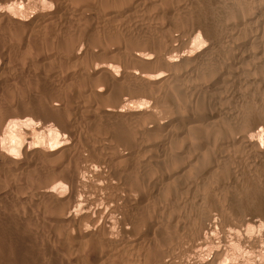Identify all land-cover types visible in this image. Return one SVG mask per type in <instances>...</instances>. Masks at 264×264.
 <instances>
[{"label": "bare ground", "instance_id": "obj_1", "mask_svg": "<svg viewBox=\"0 0 264 264\" xmlns=\"http://www.w3.org/2000/svg\"><path fill=\"white\" fill-rule=\"evenodd\" d=\"M167 1L168 0H74L75 3H73V2H71V0H0V33H4V38L0 39V42H3V44H0V45L1 46L3 45L2 50L5 49V51L6 50L9 51V50H11V48L13 50L18 49L17 53H19L18 51L20 49H23V48L25 49L24 52H23V50H21L20 53H22V52L25 53L26 50L31 49L30 52L32 51L34 53V55L26 54L27 53L26 52L25 54L27 56L26 57L24 56L26 59L24 57H22L20 59H25V60L28 59L29 61H30V59H32L30 64H33V65H34V63L36 64L39 61H42L41 63H45V65L51 64V66H52V62L57 61V60H62V59H65V60L66 59H68V60L77 59L78 60V59H81L83 57V55L86 54L87 50L90 48V45L92 42L91 40H92L93 36H97V37L99 36V35H94V34L101 31V30L107 29L109 26L113 25L116 22L115 18L118 16V13L120 10H124V13H126L125 16H126L127 22L142 23L145 20H154V22H156L155 18L157 20L161 19L162 22L159 23L158 25H155L156 29L158 31H160L161 33H164V34L167 33L166 35L168 36V34H169V36H170V32H166L169 30V26H168V24H166V22L169 19H171L173 16H175V17L180 16L182 11H184L186 9L187 5L186 4H181L180 6L178 5L179 7L175 9L174 13L163 12L160 16H159V14H155V16L150 15V13H149V7L150 6H152L154 3H158V5L155 7L157 9L159 7L160 3L164 4ZM178 1H182V0H178ZM242 1L246 2V6L248 5L251 7V9H252L251 13L240 15L235 10L236 6L241 5ZM185 2H188V0H186ZM208 2L209 3H207L206 5L209 7H213L214 5H216L217 7L221 8V9L226 8L225 10H223L224 14H222V13L220 14L223 17H218V19L216 20L215 18L212 19L209 17L195 16V18L193 20H191V22H189L187 17L180 16L179 18H181V19L177 22V25H181V24L185 23L186 21H187L186 22L187 25L189 23L192 24V26L189 28L188 32H187V30L186 31H180L178 33H175V36H172L173 38H171V37L170 38H164L163 41L161 40L160 42H157L155 44L154 48L158 49L159 51L157 50V52H159V53L156 54L157 52H154L155 53V55L153 53L154 56L149 54L151 51L149 53L147 52L148 49H150L148 46H147L148 48L147 47L138 48V46H137L138 49H136L133 52V57L135 58L133 60L137 59L139 61L147 63V62H151V61L155 60L154 59L155 57H159L161 64L163 66H165V68H168V70L169 69L174 70L178 66H181L182 64H188V66L184 70L182 69L179 71L176 69L172 72L169 71V72H171V73H169V75L164 74L165 78H164L163 83H166V85L170 84L169 86L174 87L176 84L171 85V83L176 82L177 84H179L178 86H180V88H181L182 87V82H181L182 80L179 82L178 80H180V79H178V77L185 76L186 79L188 78L187 79L188 81H190L189 79H192V78L197 79L199 77L200 80H199L198 88L200 91L203 92V95H202L203 100H200L201 98L199 99V97L197 96L195 98L193 97L194 99L192 101H193V103H195V105H194L195 107H197L196 103H199V101L203 102L205 106L206 105L209 106V108H210L209 112H208V110L207 111L205 110V112H206L205 113V112H203V109H202V111L200 109L199 113L197 112L198 109L196 112L194 111V113L190 112L187 114V112H186L187 115H185V114L183 115L184 112L182 114H181V112H176L173 115H170V117H168L167 121H164V122H159V121L157 122L156 121V123L154 125H152V127L151 126L150 127L141 126L142 128L135 129L136 132H139L142 135L141 138L139 140H136L135 142H132L133 140H135L131 136V135H133V133L130 132L131 133V135H130L129 133H127L128 131L126 132L127 128H129V127L131 128L134 126V123H132V120L130 121V119L132 117L129 119L128 118H120V117L116 118L114 120H112V119L107 120L106 119L107 121H104V123L106 122V127H104V128H106V129H107V127L110 129L112 128L114 130V132H115V130L117 131L116 132L117 134H118V132H120L122 130L121 128L127 127L126 129H124L125 130L124 133L125 134L127 133L131 136L130 140L127 142L129 144L134 143L135 147H136V145H138V147H136L135 149L139 148L141 151H142L143 147L145 148L146 143H147V140L144 139V136H145L144 132H147V130H152L153 131L152 133H154L152 135L153 136L155 135L154 136L155 138L157 136V138L159 140L158 142L154 141V143H157L158 146L157 145L156 146L159 147V149L157 148L156 149L157 151L155 150L153 153L150 152V154H148V153L141 154L140 150H138L137 154H135L134 157L132 155L133 161L129 162V163L127 162L124 164H123V162L119 163L118 161H115L116 156H114L112 154L113 152L111 154L106 153L104 155V157H102L103 159L101 160L100 159L101 157H100L99 158L100 160H98V161L92 160L91 159L92 157H89L90 155H88L89 159H91V160H89L88 158H85L87 160L86 164H82V161L79 162V160L83 159V161H85L84 160L85 155L83 156V154H82L83 152H80L79 150L77 151L76 149H74L73 145L76 143H74L73 145L64 143V145H62V146L64 147V150H65V155H64L65 157L63 159H61V161L59 160L60 162H58V163L55 162V164L54 163L52 164L49 162L50 164L53 165V166L52 165L51 166H52V171H54V173L51 177L47 176L48 178H51V179H49L50 181L46 180V183H45V181H43L44 184L38 183V182H42L41 180L37 181V183L40 184L38 186V187H40V194L51 197L54 200V203L55 202L57 203V204L55 203L56 206L59 205V207H58L59 209L56 210V211H58V213L52 214V212L50 211V213H51L50 217L53 218L54 220H57L58 222L70 221L69 224L70 225L72 224L71 228L73 230H72V232H70L71 231L70 228H69L70 231L68 229L67 230L73 236L72 237L73 241L71 243L73 245L79 246V248H80V245L82 246L84 243H86L88 241L91 242L88 236H90V238H92L91 236L95 237V232H96L95 229L96 228L94 229L92 227L94 225H97V223L99 221L98 219L104 217L103 215H105V211H106V210L104 211L102 208L96 206V207H98V210L96 209L95 212H92L91 211L92 204H94V203H95V205L99 204V202H98L99 199L97 200V197L99 195L98 196L96 195L97 196L96 198L94 197L96 199V202H98V203L93 202V200L90 199V195L88 194L87 191L86 192H87V195H89V197L88 198L84 197L85 196L84 191H81L82 188L83 187L87 188V186L92 187V185L95 187L99 186V185H97L98 181L96 182V178L97 177L101 178L106 173V169L104 170V165H105V167H107V172L110 173V177L111 178L113 177V181H115V180L118 181L117 183L114 182L115 184L111 182V184L112 185L114 184V186H113L114 189H116L118 192L121 190V192L118 193L115 191V193H118V194L115 195L113 193L114 195H109L108 198H106V196H105V200L101 199L102 200L101 203H104V205L106 206L105 208H107L108 205H110L109 208H111V206H112V210L109 208L108 209L110 210V215L112 214L111 216L113 218H111V219L109 218L110 220H105L106 221L105 224L102 223L104 225L103 226L104 228L100 227L101 224L98 223V226L100 224V226H99L100 229L103 228V230H101L103 232L101 233L100 230L97 231V232L100 231V233L97 234L98 239H95L97 242L96 241L93 243L91 242L92 245L90 244V246L92 248L88 249L87 244L89 246V243H86V245H83L85 251L88 249L90 252V254H88V252H85V254L86 253L88 254L86 257H87V261L90 262V264H175V260L177 259V258H175V255L177 252H180L178 250L183 248V246H185V244L186 245L189 244L188 249H187L188 251H190V252L192 251L194 254L197 253V255H198V252L201 253L202 250H204V248H206V249L209 248L206 251H208V253H209V250H210V254H209L210 256L207 258H204V259L200 258L199 259L200 263H198V264H230L231 263L230 261H233V259H235V260L237 259L236 260L238 262L237 264H243V263H245V264L250 263L251 264V263L255 262V260H253V259L258 254L255 252V251H258V250H256L257 248H259V251H258L259 256H260V253H261V257L264 254V247H263V244H264V219H260V220L258 219L256 221L254 220L253 223H248V224L245 223L246 225L240 226V227L234 226L233 224H231V226H228V225H224V223L223 224L219 223L220 221L219 222L216 221V219H218V218L215 219V216H214V214L211 213V211L207 212L209 209L204 211V212H200L199 214L197 212V215L194 216V219H192V218L190 219L189 217L186 218L187 217L186 216L185 217L186 219H184V220H182L184 218L183 217L182 219L181 218L179 220L177 219V221L176 220H170L169 221L170 217H169V219L166 218V214L170 210L168 208L169 205L176 204V202L178 204V201H179L178 199H180L179 193H178V196L176 195L177 190H179L180 188L184 189V187H186L188 192L197 191L199 186L206 185V183H207L206 178H204L205 174L208 175L207 173L213 172L214 175L213 176L211 175V176L215 177L216 175H218V178H219L218 182L220 183V185L226 186V184L229 183L228 181L232 180V182H234L233 180L238 175L239 176H241V174L243 175V173L245 172V171H243L245 169L243 167H247L248 170L250 171V169H256L259 165L261 167L264 166V164L261 165V163H264V129H262L263 126L261 127L260 125H258V126H260L261 130H260V128H259V131H256V129H255L259 120L257 121V123L255 122L256 124H254V122L251 123L249 121L250 124H252V125H250V128L253 125L255 126V128L252 127L251 130H249L250 129L249 124L246 125V127L248 126V128H249L248 130L246 129V131L244 130V128H246V127L242 128V129L236 127V129L233 130L232 126L227 125V123H225V121H226V118L228 116H230V117L233 116V114H235V110H237V109H235L234 106L233 107L231 106L232 108L230 107V108L224 109L226 102L229 103V101H228V94L229 93L231 95V97L229 96L231 100L230 99L229 100H230L231 105H233L235 103L234 98L238 100V98H236V96H237L236 94L238 93L239 89L243 85H248L250 83L253 84L254 79H256V78L258 79V77L256 75V71L257 70H264V0H209ZM204 3L205 2H203L202 4H204ZM100 4H102V6H104V8H101ZM7 5H8V7H7ZM204 8L206 11L207 7H204ZM113 9H117V10H113ZM150 12H151V10H150ZM169 14H172V17H169L168 16ZM165 20H167V21H165ZM155 24H157V23H155ZM184 26L187 27L186 24ZM184 26H183V28H184ZM188 26H190V25H188ZM171 29H173V28H171ZM62 32H65V33L62 34ZM7 33L9 35L5 37V35ZM10 34H12L13 36ZM137 36H139V35H137ZM203 39L207 43L206 46L204 47V49H202V51H200L198 49V51L196 53L197 55H195V56H193V52H191V51H190L191 53L189 54L188 50L191 49L192 44H194L197 40H203ZM41 40H43L45 42V44L49 45L50 47L49 48H42L41 46H39L40 45L39 43L43 42ZM47 45H44V46H47ZM1 46H0V48H1ZM151 47H152V45H151ZM192 48H193V46H192ZM90 50H91V48H90ZM0 52H2V51H0ZM152 52H153V50H152ZM11 53H10V55L9 54L8 55L12 57L13 55H11ZM14 53L16 54V52H14ZM91 53H92V50H91ZM4 54H5V56H7L5 52H4ZM0 56H2V55H0ZM177 57H179V58H177ZM14 58H15V56H14ZM7 59H9V58H7ZM179 59H180V61H181V59L183 61L180 62ZM65 60H64V62H65ZM100 60H102V59H100ZM18 61H20V60H18ZM160 61H159V63H160ZM11 62L16 63L17 60H16V62H14V60L10 61V65L11 64L13 65V63H11ZM81 62H82V60H81ZM84 62H86V61H84ZM90 62H92V61H90ZM6 63H8V61L6 62V59H5V63L3 64V66H6L5 65ZM57 63H59V62L57 61ZM102 63H103V61L101 62V64ZM95 64H96V62H95ZM61 65H62V63H61ZM152 65H153V63H152ZM36 66L37 65H34L32 68L35 69ZM67 66H69V65H67ZM90 66L92 67V65H90ZM117 66L118 65H115L112 62V63H108V64H103L102 66H97V65L93 66L92 69L90 67V70L93 73H95L102 68L105 69L108 73L106 75H109L108 83H107L108 85L107 84L106 85L108 87H111V89H112V87L114 88L115 86L122 85V82H123V81L120 82L119 75L116 74L114 71V68ZM8 67H10V66H8ZM53 67H55V66H53ZM53 67H51V69H53ZM137 67H140V66H137ZM132 68H134V67H132ZM140 68H143V67H140ZM3 69H1V70H3ZM55 69H56V67H55ZM55 69L53 70L54 75L55 76L60 75L63 78V80L66 81V83L69 82V80H71V79L74 80V79L80 78L82 76L83 71H85V70L88 71L87 68L84 70H74L73 71V69H71V67H70V69H71L70 71L68 68L67 69L68 71L65 70L64 71L65 73H63L64 69L62 70V68H60L61 71L60 70L58 71L57 70L58 68L56 70ZM143 69H145V68H143ZM38 70H36V71H38ZM90 70L88 72H90ZM43 72H44V70H43ZM53 72H52V74H53ZM104 73H106V72H104ZM128 73L132 76H139L140 78L141 77L147 78L148 80L153 81V82L158 81L161 78H163V75H161V74L148 75V76L147 75H141L140 76V75H138V71H136L134 69L131 71H128ZM7 74H6V76H7ZM83 74H85V73H83ZM0 75H3V74H0ZM98 76H100V74ZM42 78L44 79L45 77H42ZM57 78H59V76ZM202 78H203V80H201ZM204 79H208V80L204 81ZM89 80H90V78H89ZM91 80H92V78H91ZM5 81H6V79L4 80V83H5ZM48 81H51V80H48ZM258 81H264V76H262L261 79H258L257 82ZM96 82H97V80H96ZM1 83H2V87H3L4 84L0 79V85H1ZM44 83H45V81H44ZM83 83H84V80H83ZM85 83H86V81H85ZM95 83L93 85H95ZM100 83H98V85ZM193 83L195 84L197 82H193ZM64 84H65V82H64ZM254 84H258V83H254ZM73 85H75V84L73 83ZM73 85L71 84V86H73ZM102 85H100V87L95 86L96 91L98 93H100V95L104 92V87ZM106 85H104V86L106 87ZM135 85H136V83H135ZM69 86H66V87H69ZM125 86L127 87V85H125ZM142 86H144V85H142ZM183 87H185V86H183ZM189 87H191V86H189ZM160 88H161V86H160ZM176 88H177V86H176ZM129 89H130V87H129ZM0 90H2V89L0 88ZM117 90L118 89H116V92H117ZM177 90H178V88H177ZM191 90H193V89H191ZM195 90L196 89H194V91ZM154 91L152 90L151 92L153 93ZM121 92H123V91H121ZM157 92L158 91H156L154 93H157ZM161 92H158V93H161ZM168 92L170 93V90ZM48 93H50V92H48ZM64 93H66V92H64ZM173 93H175V92H173ZM191 93H192V91H191ZM195 94H194V96H196ZM122 95L123 94H121V96ZM154 96H156V94ZM166 96H168V94H166ZM202 96H200V97H202ZM65 97H67V96H65ZM164 97H165V95H164ZM238 97H240V95H238ZM87 99H89V98H87ZM59 100H61V99L59 98ZM225 100H227V101L224 103ZM69 101L70 100L68 98L67 102L69 103ZM83 101L81 99V102L78 101L79 102L78 104H80L82 106V104H85V102H86V101L85 102H83ZM55 102L52 103V104H55V107L52 109H56L58 107L56 105V104H58V102H56V103ZM189 103H191V102H189ZM87 104H89V102ZM221 104H224V105L221 106ZM198 105H200V104H198ZM75 106H76V104H75ZM81 106H79V107H81ZM200 106L202 108L203 105H200ZM117 107H118V105H117ZM175 107L177 109V106H175ZM189 109H187V110H189ZM116 111H118L120 113L125 112L121 108H117ZM59 112H60V110H59ZM78 112H80V111H78ZM83 113H82V115H83ZM85 113H84V115H85ZM115 113H117V112H115ZM26 114L25 113L22 114L23 119H21L19 121H16L17 118L14 121L13 120L6 121L3 118H1L3 120H0V177H3L4 180H6L8 177H11V178H8L7 180L12 179L13 183H15L14 180H17V179L20 180V182H23V178H21V177L24 174L32 173L31 168H33V165H34V160L32 159L33 156L38 154V156H36V158L40 157L39 153H41V155L43 153L46 156L47 155L50 156L53 154V150H55L53 148L46 147L47 144H46V146H41V145L36 144V143L42 144L41 141L44 140L43 138H45V137H43L41 139V141H39L40 139L38 141H35L36 136H32V137H35L34 139H32V137H31V135L35 131L37 132L38 129L42 128L39 126L41 123L38 124V121H37V123H35V121L33 120L34 118L32 119V117H27L29 115L26 116ZM241 114H242V112H241ZM78 115H79V113H78ZM10 116H13V115H11V113H10ZM52 117H54V116H52ZM58 117L59 116H57L56 118H58ZM56 118H54V119H56ZM111 118H113V117H111ZM223 118H224V120H223ZM97 119L99 120V117L96 118V121H97ZM58 122H61V121L58 120ZM143 124L144 123H142L141 125H143ZM144 125L146 126L147 124H144ZM50 126L51 125H49V127ZM139 126H137V127H139ZM45 127L46 126H44V128ZM49 127H47V130ZM94 128H96V127H94ZM49 129H50L49 133H52L51 136L49 135L50 141L58 140L59 136L61 135L58 128H56V127L53 128V126H52ZM110 129H108V130H110ZM113 130H111L112 134L115 135L116 133H114ZM131 130H133V128L130 129L129 131H131ZM236 130H239V131L236 133H233V131H236ZM254 130L256 131V133ZM123 131H121V132H123ZM112 134H111V137H112ZM71 135H74V134H71ZM118 135L123 136V135H121V133ZM137 135H139V134H137ZM49 136H48V139L46 138L47 140H49ZM65 138H63V139L65 140ZM135 138H137V137H135ZM123 139H124V137H123ZM145 140H146V142H145ZM58 141L60 142V139ZM119 141L121 143L123 142L120 139H119ZM119 141H117V142L120 143ZM124 141L126 142L125 139H124ZM112 142H114V141H112ZM127 142H126V144H127ZM123 144H124V142H123ZM123 144H122V146H123ZM125 146H124V148H125ZM126 147L128 149V147H131V145L126 146ZM106 148H108V147L106 146ZM131 148H133V146ZM105 151L108 152V149H106ZM91 155H92V153H91ZM115 155H116V153H115ZM60 156H62V155H60ZM183 157L185 158L184 163L179 165V166H176L181 162L180 160ZM42 158H44V157H42ZM37 159H39V161H42V160H40V158H37ZM53 159H55V157ZM46 160H47V158H46ZM48 161H52V160L48 159ZM79 163H81L82 165H80ZM37 164H39V163H36V165ZM34 168H36V167L34 166ZM195 169H199V170H195ZM193 170L196 171V173H197V174L194 173V174H196L194 182L192 180L191 181L189 180L190 182L185 181V183L183 184L179 181V185L177 184L178 183L177 179H178V177L180 178V176H178L179 173H182L181 175L183 176L187 172H190ZM255 171H257V170H254L253 173ZM240 172H242V173L239 174ZM260 172H262V171H260ZM211 173H209V174H211ZM39 174H37V175L40 176ZM32 175H34V174H31L30 176L32 177ZM34 177H36V176L34 175ZM249 177H251V176H249ZM34 179H36V178H34ZM18 180L16 182H18ZM97 180H98V178H97ZM108 180H110V179H108ZM110 181H112V179ZM263 181H264V179H263ZM208 182L210 184L211 181L208 179ZM3 183H4V181H3ZM23 186H26V185H23ZM33 186H35V185H33ZM66 187L68 189H70L69 192L66 191L67 193H65V191H61L62 189H66ZM80 187H82V188H80ZM100 187H103V186H101V184H100ZM113 187H111V188H113ZM208 187L210 188V185ZM34 188L29 187V189H33V191L36 190ZM85 188H83V190ZM209 188H207V189H209ZM101 189L102 188L97 189V190L99 191ZM103 189H106V188H103ZM216 189L217 188L215 185L214 190H216ZM16 190H18V188ZM87 190H90V189H87ZM107 190H109V189L107 188L106 191ZM23 191H25V190H23ZM26 191H27V189H26ZM101 191H99L98 193L104 192V190L102 192ZM19 193H20V191H19ZM30 193H27V194H30ZM210 193L213 194L211 191H210ZM93 194L95 196V193H93ZM23 195H24V193H23ZM82 195H84V196H82ZM80 196H82V198H80ZM236 196H237V194H236ZM177 197H178V199H177ZM207 197L208 196H206V198ZM212 197L211 198L208 197V198H210V200H211ZM39 198H40V195H39ZM91 198H93V197H91ZM205 200H207V199H205ZM213 200H215V199H213ZM157 202L159 204H157ZM164 202H166L165 204H167V206H161V205H163L162 203H164ZM215 202H216L215 204H219V203H217L218 202L217 200H215ZM48 203H50V201ZM213 203H214V201H213ZM55 204H54V206H55ZM210 204H212V203L210 202ZM194 205H195V202H194ZM260 205H261V203H260ZM36 206H38V205H36ZM213 207H217V205L216 206L212 205V207H211L212 209H214L216 211L217 208H213ZM49 208H51V207H49ZM92 208H93V206H92ZM202 209H201V211H202ZM26 210H27V208H26ZM44 210H47V209L44 208ZM93 210H94V208H93ZM109 210H107V211H109ZM38 211H39V209H38ZM56 211H54V212H56ZM179 211H182V208ZM215 211L212 210L213 213H215ZM172 212H173V210H172ZM32 213L33 212H31V214ZM43 213H44V211H43ZM45 213H46V215L49 214L47 212H45ZM114 214H116V216H114ZM174 214H175V211H174L173 215ZM38 216H40V215H38ZM41 216H42V213H41ZM48 216L49 215H47L45 217H48ZM189 216L191 217L192 215L190 214ZM104 218H103V220H104ZM106 218H108V217H106ZM42 219L45 220L44 218H42ZM100 220H102V219H100ZM34 223H32V224H34ZM242 224H244V223H242ZM47 226H49V225H47ZM67 227H70V226L68 225ZM162 227H167V229H168L167 232L165 231V234L163 233L164 229ZM116 228H118V229L116 230ZM54 230L57 231L55 228H54ZM68 232L66 231V234H68ZM58 233H59V231H58ZM62 234H63V231H62L61 235L59 234V236H62ZM55 236H57V235H55ZM1 237H2V235H1ZM1 237H0V239H2ZM55 238H57V237H55ZM67 238H68V236L66 235V240H69V238L68 239ZM70 240H71V237H70ZM91 240L93 241V239H91ZM1 242L3 244V241H1ZM69 242L70 241H68V245H70ZM61 246H62V244H61ZM68 247H70V246H68ZM86 247H87V249H86ZM189 247H191V249ZM84 249L80 250V251H83V253H81V252H79V253L84 254ZM68 250H69V248H68ZM185 251H183V252H185ZM1 252H2V250H1ZM203 253H205V251H203ZM76 254H78V252ZM72 255H69V257L71 258ZM189 255H191V254H189ZM198 256H200V254ZM250 256H252V257L254 256V257L251 258ZM80 257H81V255H80ZM86 257H85V259H86ZM193 257H195V256H193ZM200 257H202V256H200ZM83 258H84V256H83ZM257 258H259V257H257ZM75 259H76V257H75ZM77 260H78V258H77ZM82 261L80 259V263ZM179 262H181V261L179 260ZM233 262H235V261H233ZM255 263L257 264V262H255ZM0 264H1V262H0ZM81 264H83V263H81Z\"/></svg>", "mask_w": 264, "mask_h": 264}, {"label": "rangeland", "instance_id": "obj_2", "mask_svg": "<svg viewBox=\"0 0 264 264\" xmlns=\"http://www.w3.org/2000/svg\"><path fill=\"white\" fill-rule=\"evenodd\" d=\"M185 1L184 0H182V1L168 0L164 4L160 3L161 6L159 5V7L157 9L155 7L158 5V3H154L152 6L149 7V13H150V15H154V16H155V14H159V16H160L163 12H172V13H174L175 9L178 8L181 4H186L187 5L186 9L184 11H182L180 16L187 17L188 21L191 22V20H193L195 18V16L209 17V18H212V19L215 18L217 20L218 17H223L220 14L221 13L224 14L223 10L226 9V8L221 9V8L217 7L216 5H214L213 7L207 6L206 4L209 3L208 2L209 0H188V2H185ZM71 2L75 3L74 0H71ZM203 2H205L204 4L206 6L204 4H202ZM7 7H8V5H7ZM100 7L104 8V6H102V4H100ZM204 7H207L206 11H205ZM113 10H117V9H113ZM150 10H151V12H150ZM235 10L240 15L241 14H249L252 11L250 6H248V5L246 6V2L245 1H242L240 6H236ZM125 15H126V13H124V10H120L119 13H118V16L115 18L116 22L113 25L109 26L107 29H104V30H101V31L95 33L94 35H99V36L98 37L97 36H93V38L91 40L92 42H91L90 48L92 50V53H91V50L89 48L87 50L86 54H84L83 57L81 59H78V60L77 59L57 60L59 63H57V61H54V62H52V66H51V64L45 65V63H41L42 61H39L40 63L39 62H37L36 64L34 63V65H37L36 68L34 69V68H32L34 65L30 64L32 59H30V61L28 59H27L28 61L25 60L26 59L25 57L27 56L26 54L34 55V53L32 51L30 52L31 49L30 50H26L25 51V53L27 52L26 54L23 53L24 50H25L24 48L20 49L18 51L19 53H17L18 49L17 50L16 49L13 50L11 48V50H9V51L6 50L5 51V49L2 50V48H3L2 46L3 45L2 46L0 45L1 46L0 51L3 52V53L0 52V55H2V56H0V74H3V75H0L1 76L0 79L3 82V84L5 85V86L3 85V87H2V83L0 85V88L2 89V90H0V100H1L0 101V108H1L0 109V120L4 119L6 121H9V120L10 121L11 120L14 121L17 118L16 121H19V120L23 119L22 114H24V113L26 114L27 113L26 116L29 115L27 117H32V119L34 118L33 120L35 121V123H37V121H38V124L41 123L39 126L42 127V128L38 129L37 132L35 131L34 133L36 135L33 133L31 135V137L32 136H36L35 141H38L39 139H40L39 141H41V139L43 137H45V138H43L44 140L41 141L42 144H40V143H36V144L41 145V146H46V144H47L46 147H50V148L55 149V150H53V154L50 155V156H48V155L46 156L43 153L41 155V153H39L40 157H37V158H40V160H42V161L45 159L43 162L39 161V159L36 158V156H38V154L33 156L32 159L34 160V165H33V168H31L32 169V171H31L32 173L24 174L21 177V178H23V182H20V180L17 179L18 182H16L17 180H14L15 183H13L12 179L7 180L8 178H11V177H8L6 180H4L3 177H0V237L2 235V237H1L2 239H0V240L3 241V244L0 241L1 242L0 243L1 244L0 245V262H1V264H75V263L76 264H81V263H83V264H88L89 263L90 264V262L87 261V257H86L88 254H90L88 249L92 248L90 246V244L92 245V243L96 241L95 239H98V235L97 234L100 233L101 230H103V228H104L103 224H105V222H106L105 220H110L111 218H113L111 216L112 214L110 215V210H109V209L112 210V206H111V208H109L110 205H108L107 208H105L106 206L104 205V203H101V202H102V200H105V196H106V198H108L109 195H114V194L116 195V194L120 193L121 190L118 192L116 189H114L113 186L118 181L117 180L113 181V177L112 178L110 177V173L107 172V167H105V165H104V170L106 169V173L104 174L105 176L103 175L101 178L97 177L98 180L96 178V182L98 181L97 185H99V186L95 187V186L92 185V187L94 189L96 188L95 189L96 191L91 186H87V188L83 187L86 190L85 189L83 190V188L80 187V188H82L81 191H84V195H85V196L84 195H82V196L88 198L89 195H90V199L93 200V202H96L95 198L99 195L97 197V200L99 199L98 200L99 204L98 205H95V203L92 204L94 210H93V208L91 206V211L95 212L96 209L98 210V207H100L104 211L106 210L105 211V215H103V216L104 217L106 216L108 218H106V217L105 218L104 217L100 218L99 217L100 219H102V220L98 219L100 221V222L98 221V223L101 224V226H100V224H99V226L103 227L101 229L98 226V223H97V225H94V226L92 225L93 227L91 226L94 229L96 228L95 229L96 232L98 230H100V231L97 232V233L95 232V237L91 236L92 238H90V236H88L92 243L89 242V241L86 242V243H89V246L87 244L88 249L86 247V249H87L86 251H85L84 246H83V245H86V243H84L82 246L80 245V248H79V246L73 245L71 243L73 241V239H72L73 236L70 233L73 230L71 228L72 224L71 225L69 224L70 221L58 222L57 220H54L53 218L50 217V214H51L50 211L52 212V214H55V213L57 214L58 213V211H56V210L59 209L58 208L59 205L56 206L57 203L55 202L56 203L55 204L54 200L51 197L40 194V187H38L40 184H44L43 181H45V183H46V180L50 181L49 179H51V178H48V177H51L53 175V173H54V171H52V166H53L52 164L53 163L55 164V162H57V163L60 162L61 159H63L65 157L64 156L65 155V150H64V147L62 146V145H64V143L65 144H72V145L74 143H76V144L73 145L74 149H76L77 151L79 150L80 152H83L82 153L83 156L85 155L84 156V160L85 161H83V159L79 160V162L82 161V164H86L87 160L85 158L89 159V157H92L91 158L92 160H97L98 161L100 159L102 160L103 159L102 157H104V155L106 153L111 154L112 152H113L112 154L114 156H116L115 161H118L119 163L123 162V164L127 163V162L129 163V162L133 161L134 155L137 154L138 150H140L139 148L135 149L136 147H138V145H136V147H135L134 143H132L133 144L132 145V144H129L127 142V141L130 140L131 136H132L133 139H135V140L132 139L133 140L132 142H135L136 140H139L141 138L142 135L139 132H136L135 129H140V128H142L141 126H144V127H150L151 126L152 127V125H154L156 123V121L157 122L158 121L159 122L167 121L168 117H170V115H173L176 112H181V114L184 112L183 115L184 114L187 115L190 112L191 113H194V111L196 112L197 109H198V111H197L198 113L200 112L199 111L200 109H201V111L203 109V112H205V110L206 111L208 110V112H209V110H210L209 106L206 105L207 106L206 107L203 102L199 101V103H196L197 107H195L194 106L195 103H193V101H192L197 96L199 97V99L201 98L200 100H203V96H202L203 92L200 91L199 88H198V84H199V80H200L199 77L197 79L196 78L189 79L190 81H188L187 80L188 78L186 79L185 76L178 77V79H180V80L177 79L179 82L182 80L181 81L182 82V87L185 86L183 88L182 87L180 88V86H178L179 84H177L176 82L171 83V85L176 84L174 87L173 86L172 87L169 86L170 84L166 85V83H163L165 75H169V73H171L172 71H174L176 69L179 70V71L182 70V69L184 70L188 66V64H182L181 66H178L179 68L177 67L174 70H171V69L168 70V68H165V66H163L161 64V61L159 60V57H155L154 58L155 60H153L151 62H147V63L139 61L137 59L133 60V59H135L133 57V52L136 49H138L140 47H147L148 46L150 49H148L147 52L149 53L150 51L152 52V50H153L152 53L151 52L149 53L150 55H153V53L157 52V50H158V49L154 48L155 44L157 42H160L161 40L163 41L164 38H170V37L173 38L172 36H175V33H178L180 31H186L187 30V32H188V30L192 26V24L188 22L189 23L188 25H190V26H188L187 23H186L187 21H186L185 23H183L181 25H177V22L181 19V18H179L180 16H177V17L173 16L172 17V14H169L168 16L172 17V18L169 19V20L167 19L168 21L165 20V21H167L166 24H168V26H169V30L166 31V32H170V36L168 34V36H169L168 37L166 35L167 33L166 34L161 33L160 31H158L156 29L155 25H158L159 23H161L162 22L161 19L157 20L155 18L156 22H154V20H145L142 23H135V22H127L126 21L127 19H126ZM155 23H157V24H155ZM185 24H186L187 27L184 26ZM183 26H184V28H183ZM170 27L173 28V29H171ZM64 33L65 32H62V34H64ZM0 35H1L0 39H3L4 38V33H0ZM8 35L9 34L7 33L5 35V37L8 36ZM10 35H12V34H10ZM137 35H139V36H137ZM41 41H43V40H41ZM0 44H3V42H0ZM39 44H40L39 46H41L42 48H49L50 47L49 45L45 44L44 41L40 42ZM206 44L207 43L204 41V39L203 40H197L194 44H192L193 48L191 46V49L188 50L189 54L191 52H193V56L197 55L196 53H197L198 49L200 51H202V49H204ZM44 45H47V46H44ZM151 45H152V47H151ZM137 46H138V48H137ZM21 50H23V52H22L23 54L20 53ZM4 52L6 53V55L8 57L5 56ZM14 52H16V54ZM10 53H11V55H13L12 57L9 56ZM158 53L159 52H157L156 54H158ZM154 55H155V53H154ZM14 56H15V58H14ZM6 57L9 58V59H7ZM22 57H24L25 59H20ZM177 58H179V57H177ZM5 59H6V62L8 61V63L5 64L6 66H3V64L5 63ZM10 59L12 61L14 60V62H16V60H17L16 63L11 62V63H13V65L11 64L13 67L10 65V61H11ZM100 59H102V60H100ZM18 60H20V61H18ZM64 60H65V62H64ZM81 60H82V62H81ZM84 61H86V62H84ZM90 61H92V62H90ZM102 61H103V63L101 64ZM159 61H160V63H159ZM179 61H180V59H179ZM182 61L183 60L181 59L180 62H182ZM60 62L62 63V65H61ZM95 62H96V64H95ZM112 62L115 65H118L117 67L114 68V71H115L116 74L119 75L120 82H122V81L124 82V83L122 82V85H120V86L118 85L120 88L118 86H115L114 88L112 87V89H111V87L107 86L108 85L107 83H108L109 75H106L108 73H107V71L105 69L102 68V69L98 70L95 73H93L90 70V67H91L90 65H92V67L96 66V65L97 66H102L103 64H108V63H112ZM152 63H153V65H152ZM67 65H69V66H67ZM8 66H10V67H8ZM53 66H55L56 69L58 68L57 69L58 71L59 70L61 71L60 68H62V70L64 69L63 73H65L64 71L67 70L68 68H69V71L71 69H73V71H74V70H84V69L87 68L88 71L90 70V72L85 70V71H83V73H85V74L82 73V76L80 78L74 79V80H72V79L69 80V82H67L68 84L71 82L69 84L70 85L69 86L66 83V81H64L63 78L60 75H58L59 78H57L58 76L54 75L53 70L55 69V67H53ZM137 66L143 67L145 69L137 67ZM51 67H53V69H51ZM70 67H71V69H70ZM92 67H91V69H92ZM132 67H134V68H132ZM37 68L38 69L40 68V69L38 70ZM1 69H3V70H1ZM133 69L138 71V75H140V76L141 75H147L148 76V75L161 74V75H163V78H161L158 81L153 82V81L148 80L147 78H142V77L140 78L139 76H132V75H130L128 73V71H131ZM36 70H38V71H36ZM43 70H44V72H43ZM169 71H171V72H169ZM52 72H53V74H52ZM104 72H106V73H104ZM6 74H7V76H6ZM99 74H100V76H98ZM256 75H257L258 79H261L262 76H264V70H257L256 71ZM42 77H45V78L43 79ZM89 78H90V80H89ZM91 78H92V80H91ZM5 79H6V81L4 83ZM256 79H254L253 84L250 83L248 85H243L239 89L240 92L238 91V93L236 94L237 96L235 95L236 98H238V100L234 98L235 103L233 105H231V103H230V100H231L230 99V97H231L230 93L228 94L229 103L226 102L227 100L224 101V103L226 102V105H227V106L225 105V108L223 107L224 109L230 108L231 106L232 107L234 106L235 109H237V110L234 109L235 110V114H233V116H231V117L228 116L229 118L227 117L226 121H225V123H227V125H231L232 126L233 130H235L236 127L242 129V128L246 127V125H248V124H249V128H250V125H252V124H250V122L251 123L254 122V124H256L258 120L260 122L258 121L259 124L257 123V126L258 125H260L261 127L263 126L262 129H264V81H258L257 82L258 79L257 80ZM48 80H51V81H48ZM83 80H84V83L86 81L85 84L83 83ZM96 80H97V82H96ZM201 80H203V78ZM206 80H208V79H204V81H206ZM44 81H45V83H44ZM64 82H65L66 85L64 84ZM193 82H197V83L194 84ZM73 83L76 86L73 85ZM94 83H95V85H93ZM98 83H100V84L98 85ZM135 83H136V85H135ZM254 83H258V84H254ZM71 84L73 86H71ZM97 85L99 87H100V85H102L104 87V92L101 95H100V93H98L96 91L95 86L98 87ZM104 85H106V87ZM125 85H127V87ZM142 85H144V86H142ZM66 86H69V87H66ZM128 86L130 87V89H129ZM160 86H161V88H160ZM176 86H177L178 90H177ZM189 86H191L192 88L189 87ZM165 87L166 88L168 87V88L166 89ZM190 88L193 89V90H191ZM116 89H118L119 91L117 90V92H116ZM194 89H196V90L194 91ZM150 90L151 91L155 90L154 92H156V91L161 92L162 91L161 92L162 94L158 93V92L157 93H154V92L152 93ZM169 90H170V93L168 92ZM121 91H123V92H121ZM191 91H192V93H191ZM48 92H50V93H48ZM64 92H66V93H64ZM173 92H175V93H173ZM121 94H123L122 95L123 97L121 96ZM155 94H156V96H154ZM166 94H168V96H166ZM194 94L196 96H194ZM164 95H165V97H164ZM199 95L202 96V97H200ZM238 95H240V97L241 96L242 97L240 98V97H238ZM65 96H67V97H65ZM59 98L61 100H59ZM68 98L70 100L69 103L67 102ZM87 98H89V99H87ZM81 99H82V101L84 100L83 102H85V101L87 102L88 101L89 104H87L88 102L87 103L85 102V104H82V106H81L80 104H78L79 102H81ZM55 101L58 102V104H56L59 107V108L57 107L58 109L57 108L56 109H52V108L55 107V104H52V103H54ZM189 102H191V103H189ZM75 104H76V106H75ZM198 104L203 105L205 108L203 106L201 108V106L198 105ZM117 105H118V107H117ZM223 105L224 104H221V106H223ZM79 106H81V107H79ZM175 106H177V109H176ZM117 108H121L125 112H121L120 113V112L116 111ZM187 109H189L190 111L187 110ZM59 110H60V112H59ZM78 111H80V112H78ZM83 112L84 113L86 112L85 115H84ZM115 112H117L118 114L115 113ZM186 112H187V114H186ZM241 112H242V114H241ZM10 113L14 117L10 116ZM78 113H79V115H78ZM82 113H83V115H82ZM52 116H54V117H52ZM55 116L56 117L59 116V117L56 118ZM98 117H99V120L97 119V121H96V118H98ZM111 117H113V118H111ZM119 117L120 118H128V119L132 117L130 119V121L132 120V123H134V126L132 125L133 127H131V128L130 127L129 128L124 127V128H121L122 130L121 129L120 130L123 131L124 129L127 128L126 132L128 131L127 133H129L130 135H131L130 132H132L134 136L133 135L130 136L127 133L125 134L124 133L125 130L123 132H121V131L118 132V134L121 133V135H123V136H119L116 133L117 132L116 130L114 132V130L112 128L111 129L108 128V127H107V129L104 128V127H106V122L104 123V121H107L109 119L114 120V119L119 118ZM1 118H3V119H1ZM54 118H56L57 120L54 119ZM254 119L255 120L257 119V120L255 121ZM58 120H60L61 122H58ZM223 120H224V118H223ZM142 123L147 124V125L146 126L144 124L141 125ZM49 125H51L50 127L53 126V128H55V127L58 128V130L60 131V133H61L60 136L61 137L59 136V138H58V140L60 139V142L58 140L50 141V136H51L52 133H49L50 132L49 131L50 130L49 129L50 128ZM44 126H46L45 127L46 129L44 128ZM137 126H139V127H137ZM257 126L255 128V126L253 125V126H251V128L254 127L256 129V131H259L260 126H258V127ZM47 127H49L48 130H47ZM94 127H96V128H94ZM132 128H133V130L129 131ZM249 128L247 126L246 128H244V130L246 131V129L248 130ZM251 128L249 130H251ZM108 129H110V130H108ZM111 130H113V132L116 133L115 134L116 136L114 134H112ZM260 130H261V128H260ZM238 131L239 130L233 131V133H236ZM256 131H255V133H256ZM152 132H153L152 130H147V132H144V135H145L144 139L147 140V143H146L145 148L143 147L142 151L140 150L141 154H144V153L145 154L146 153L150 154V152L153 153L157 148L159 149V147H157L158 146L157 143H154V141L158 142L159 140H158L157 136L155 138L154 137L155 135L154 136L152 135V134H154ZM71 134H74L75 136L71 135ZM111 134H112V137H111ZM137 134H139V135H137ZM48 136H49V140H47ZM123 137L126 140L127 144L124 141ZM135 137H137V138H135ZM34 138L35 137H32V139H34ZM63 138H65V140ZM119 139L121 141H123L124 144H123V142L121 143L119 141ZM146 140H145V142H146ZM112 141H114V142H112ZM117 141H119L120 143H118ZM122 144H123V146H122ZM125 145L126 146H130L131 145V147L133 146V148L128 147V149H127V147ZM106 146L108 148H106ZM124 146H125V148H124ZM106 149H108V152L105 151ZM91 153H92V155H91ZM115 153H116V155H115ZM60 155H62V156H60ZM88 155H90V156L88 157ZM132 155H133V157H132ZM42 157H44V158H42ZM54 157H55V159H53ZM46 158H47V160H46ZM48 159H50L52 161H48ZM91 159H89V160H91ZM180 161L181 162L178 165H176V166H179V165L183 164L184 161H185V158L184 157L181 158ZM49 162L52 163V164H50ZM36 163H39V164L36 165ZM79 164L82 165L81 163H79ZM263 164L264 163H261V165H263ZM34 166L36 168H34ZM259 166L256 169H250L251 172L248 170L247 167H243V168H245L243 170V171H245L243 173V175L241 174L242 172H240L239 174H241V176L238 175L233 180L234 182H232V180L228 181L229 183H227L226 186L220 185V183L218 182V179H219L218 175L215 174L216 176L212 177L214 175L213 172L212 173L209 172L211 174L207 173L208 175L205 174L204 178H206L207 183L209 184L208 179L211 181L210 184H209L210 188L208 187L209 185L206 183V185L199 186L198 190L194 191L195 193L193 191L192 192L191 191L188 192L186 187H184V189L180 188L179 190H177L176 195L178 196V193H179V198L180 199H178V197H177V199L180 202L178 201V204H177V202H176V204H172L173 206L169 205L168 208L170 209L169 210L170 212L169 211L167 212L166 218L169 219V217H170L169 221L170 220H176L177 221V219L179 220L180 218L182 219L183 217L184 218L182 220H184V219H186L188 217L190 219L191 218L194 219V216L197 215V212L199 214L200 212H204V211L209 209L207 212L211 211V213L214 214L215 219L218 218V219H216V221H218V222L220 221L219 223H221V224L224 223V225H228V226H231V224H233L234 226L240 227V226H244V225H246L248 223H253L254 220L256 221L258 219L259 220L260 219H264V217H263L264 216V181H263V179H264V176H263L264 175V166H262V167L261 166L259 167ZM195 170H199V169H195ZM254 170H257V171H255L253 173ZM193 171L187 172L185 175H183L184 177L181 175L182 173H179L178 176H180V178L178 177V179H177L178 183L177 184L179 185V181L181 183H183V184L185 183V181H189V180L190 181L192 180L194 182L197 173H196V171H194V172ZM260 171H262V172H260ZM194 173H196V174H194ZM31 174H34L36 177H34V175H32V177H31L30 176ZM37 174H39L40 176H38ZM249 176H251V177H249ZM34 178H36V179H34ZM108 179H110V180L112 179V181H110ZM39 180H41L43 183L42 182H38V183H40V184H38L37 181H39ZM3 181H4V183H3ZM111 182L112 183L115 182V183L112 185ZM22 184L26 185V186H23ZM100 184L103 187H100ZM33 185H35V186H33ZM215 185H216V188H217L216 190L217 191L214 190ZM29 187L30 188L31 187H33V188L35 187L34 189H36V190L33 191V189H29ZM111 187H113V188H111ZM17 188H18V190H16ZM100 188H102L101 190L102 191L104 190V192L99 190L102 193H98L99 191L97 189H100ZM103 188H106V189L108 188L109 190L106 191V189H103ZM207 188H209V189H207ZM26 189H27V191L28 190L29 191L27 192ZM87 189H90V190L92 189V190L90 191V190H87ZM23 190H25V191H23ZM19 191H20V193H19ZM61 191H65V193H67L66 191L69 192L70 189H68L66 187V189H62ZM86 191L88 192L89 195H87ZM115 191L118 192V193H115ZM210 191L213 194H211ZM22 192L24 193V195H23ZM26 192L27 193L31 192V193L27 194ZM93 193H95V196H94ZM236 194H237L238 197L236 196ZM39 195H40V198H39ZM82 196H80V198H82ZM206 196H208L210 198L212 196L213 197L210 200V198H208V197L206 198ZM91 197H93V198L95 197V198L93 199ZM205 199H207V200H205ZM213 199L217 200L218 201L217 203H219L221 206L219 204H215L216 202ZM49 201H50V203H48ZM209 201L212 204H210ZM213 201H214V203H213ZM98 202H96V203H98ZM194 202H195V205H194ZM165 203L166 202L162 203L163 205H161V206H167V204H165ZM260 203H261V205H260ZM54 204H55V206H54ZM157 204H159V203L157 202ZM36 205H38V206H36ZM212 205L213 206L217 205V207H213V208H217L216 211L211 208ZM96 206H98V207H96ZM49 207H51V208H49ZM26 208H27V210H26ZM37 208L39 209V211H38ZM44 208L47 209V210H44ZM181 208H182V211H179V210H181ZM201 209H202V211H201ZM211 209L213 211H215V213H213ZM53 210L56 211V212H54ZM107 210H109V211H107ZM172 210H173V212H172ZM43 211H44V213H43ZM174 211H175V214H174L175 216L173 215ZM31 212H33L34 214L33 213L31 214ZM45 212L49 213V214H47V215H49L48 217H45V216H47ZM41 213H42L43 217L41 216ZM189 213L192 215L191 217L189 216L190 215ZM38 215H40V216H38ZM114 216H116V214H114ZM42 218H44L45 220H43ZM103 218H104V220H103ZM32 223H34V224H32ZM242 223H244V224H242ZM47 225H49V226H47ZM68 225L70 227H67ZM54 228L57 231H55ZM69 228L71 229V231H70ZM162 228L164 229L163 233L165 234V231L167 232L168 229H167V227H162ZM67 229L70 232H68ZM117 229L118 228H116V230ZM58 231H59V233H58ZM62 231H63L62 236H59V234L61 235ZM66 231L68 232V234H66ZM102 232L103 231H101V233ZM55 235H57V236H55ZM66 235L68 236L69 240H66ZM55 237H57V238H55ZM70 237H71V240H70ZM91 239H93V241ZM68 241H70L69 242L70 245H68ZM61 244H62V246H61ZM68 246H70V247H68ZM188 246H189V244H187V245L185 244V246H183L184 249L181 248V249L178 250L181 253L177 252L176 253L177 256L175 255V258H177L176 260L178 262H179V260L181 262L178 263L175 260V264H198V263H200V261H199L200 258L204 259V258H207V257L210 256L209 255L210 254V250H209V253H208V251H206L209 248H207V249L204 248V250H202L201 253L197 251L198 255L200 254V256H202V257H200V256L197 255V253L194 254L192 251L191 252L188 251L187 250ZM67 247L69 248V250H68ZM263 247H264V244H263ZM189 248L191 249V247H189ZM83 249H84V254H81V253H83V251H80V250H83ZM1 250H2V252H1ZM256 250L259 251V248H257ZM183 251H185V252H183ZM203 251H205V253H203ZM258 251H255L258 254L255 257L253 256L254 257L253 260H255V262H257V264H264V254L262 253L263 255L261 257V253H260V256H259V252ZM77 252H78V254H76ZM79 252H81V253H79ZM85 252H88V254L87 253L85 254ZM189 254H191V255H189ZM69 255H72L71 258L69 257ZM80 255H81V257H80ZM192 255L195 256V257H193ZM83 256H84V258H83ZM75 257H76V259H75ZM85 257H86V259H85ZM250 257L253 258L252 256H250ZM257 257H259V258H257ZM77 258H78V260H77ZM79 258L81 259V261L83 260L81 263H80V259ZM236 260L233 259V261H235V262L230 261L231 262L230 264H237L238 262ZM255 262H253L251 264H254ZM243 264H245V263H243Z\"/></svg>", "mask_w": 264, "mask_h": 264}]
</instances>
